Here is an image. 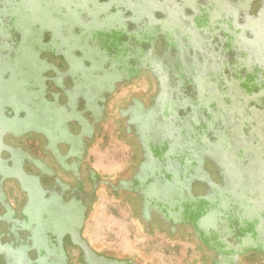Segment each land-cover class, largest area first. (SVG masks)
Returning <instances> with one entry per match:
<instances>
[{"label": "flooded vegetation", "instance_id": "obj_1", "mask_svg": "<svg viewBox=\"0 0 264 264\" xmlns=\"http://www.w3.org/2000/svg\"><path fill=\"white\" fill-rule=\"evenodd\" d=\"M75 1L54 17L73 15L67 23L81 24L72 28L79 37L92 18L115 27L125 20L137 33V24L148 33L157 26L159 35L143 49L149 39L139 34L146 43L137 44L134 32L109 67H75L61 55L41 72L23 68V99L0 94V264H139L85 236L105 193L117 199V214L128 206L150 247L172 248L179 264H264V178L240 159L238 134L223 127L239 111L240 87L226 92L213 80L221 67H239L242 43L264 38V0H105L97 14L94 0ZM24 3L0 0V84L24 46L11 20L30 11ZM212 94L219 104H204ZM97 146L110 152L112 174L96 168ZM232 211L245 226L260 220L257 236L225 226Z\"/></svg>", "mask_w": 264, "mask_h": 264}, {"label": "rangeland", "instance_id": "obj_2", "mask_svg": "<svg viewBox=\"0 0 264 264\" xmlns=\"http://www.w3.org/2000/svg\"><path fill=\"white\" fill-rule=\"evenodd\" d=\"M71 1L72 0H25L24 8H27L30 11L28 13H23V11L20 10L19 12L15 11L13 13L14 17L12 16L11 20L14 29L21 33L19 34V38H21L24 46L16 55L15 60H10L5 66L10 67L12 75L7 83L0 84V94L13 90L17 97L16 100L23 99L20 84L24 81L23 68L26 70L30 69V72H41L42 70H45L46 67H55L54 65H56L57 59H59L61 55H63L67 61L70 62V64H74L75 67H80L81 65L83 67H85V65L88 67L86 62L93 65L91 67H109V55L117 53L116 56H119V52L122 53V49H125L126 51L130 49V41L135 39L134 34H136L137 31L131 29L127 24H125V20L122 21V25L115 27L117 24H109L110 20H103L100 24L96 25V22H98L97 20H100V18H92L91 20H93V22L91 23V26H93V29L90 30L88 34L86 33L82 37H79V34L76 35L72 32V28L74 26H79L80 28L81 24H77L76 20L72 19L75 18L72 17L73 15L65 16V14L69 13L64 12V9L71 3ZM103 1L105 0H94V14H97V10H104V8H106L103 4H99ZM75 2H77V0ZM147 3V0H144L142 5L146 6ZM60 10H62L65 14L62 15V18L58 17L55 19L54 16H56V14L58 16L60 15ZM23 15H25V17L21 18ZM70 17H72L71 23H67ZM90 17H92L91 13ZM137 25L139 32L137 33L138 37H140L139 34H142L147 36V39H149L148 44L142 46L143 49H145L146 46L151 45L150 42L152 43V41L154 42V40H157V36L159 34L157 35L156 32L158 29L156 28L157 26H153L155 27L154 32L148 33L143 26L141 27L142 23ZM88 27L90 28L89 25ZM47 30H50L51 34H49L50 31H48V33ZM123 37L127 38L125 43L122 42L124 40H121ZM145 38L140 39V43L137 42V44L141 45L146 43ZM258 42L264 44V38L260 36L259 39H255L254 41L247 40L245 43H242L244 45L242 46V49L250 51L247 52L244 50V52H242L243 50H239L240 52H236L235 58L237 59V62L240 63L239 67L242 66L241 69L238 72H235V69L226 71L224 79L221 80V77H218L217 82L220 81L227 89L239 88L242 85L243 79L247 78L248 74L255 75L264 82V71H261L264 67L259 66L261 68H259V71L256 72L257 63L260 61L264 63V46H257L258 48L254 46L255 43L257 44ZM250 45L253 47H249ZM262 46L263 48H261ZM61 47L67 48V53H63L61 51ZM102 50H104V52ZM186 50L187 48L182 50V52L186 53ZM233 52L234 50L232 53ZM188 53H190V51ZM248 54H250V57ZM243 55L248 57L245 61H243ZM255 57H258L256 62L252 60V58L255 59ZM127 61H129V59H126V62ZM118 63L120 64L123 62ZM213 63L215 64V61ZM188 65L192 67V65L187 63L186 66L189 67ZM171 67L184 66H176V64L173 63ZM249 70L250 72H248ZM181 76L182 78L186 77L185 75ZM187 90L188 88H186V91ZM241 93V90L239 92L237 91V97L235 99H239L238 102H235L236 104L239 103V111L231 114L227 121H225L226 126H223L224 124L222 126L227 128L229 127V129L231 127L234 135H236V133L238 134V137L236 136L235 138L239 139L240 146L253 149L251 151V155L249 154L247 157L249 165L253 167L258 165L260 161L264 162V110L262 111L253 107L251 101H258L262 98L263 101L261 104H264V86L260 92H256L250 97V102L248 100L244 101L243 97H241ZM182 94H184V92ZM216 96V94H212L207 100L204 98V104L211 105L214 103L218 105L219 103L216 101L218 98ZM247 97L245 98L247 99ZM1 99L0 100L2 102L5 101L4 98ZM2 102L0 104L1 107ZM251 106L253 108L250 109ZM249 110H251L250 113ZM243 131L244 137L240 140V134ZM220 140V146H227L225 140ZM248 143H250L249 146H247ZM102 153L105 154L104 152ZM93 157L95 160L98 158L96 156ZM219 157L221 156L219 155ZM100 158L106 165H111L113 161V158L109 156ZM263 171L264 169L259 168L257 174L261 175ZM116 201L117 199L112 195L107 193L104 194L100 201V203H104L102 210L103 217L100 216L97 219H94V216L93 218L90 216L87 222L88 226L85 231V236L88 241L104 253L106 252L111 255H118L122 258L125 257L132 259L139 264H179L178 258L176 257L177 254H174V250L172 248H157V246L153 248L150 247L149 245H151L152 239L146 236L136 225V221L133 220L128 206H126L120 214H117L115 210L112 209L117 205ZM98 207H100V205L97 206V208ZM51 215L52 211L48 214V217ZM225 219L226 222H228L231 220V217L227 216ZM55 223L57 224L58 221ZM150 249L151 251H148ZM186 250L187 247L184 246V251Z\"/></svg>", "mask_w": 264, "mask_h": 264}, {"label": "trees", "instance_id": "obj_3", "mask_svg": "<svg viewBox=\"0 0 264 264\" xmlns=\"http://www.w3.org/2000/svg\"><path fill=\"white\" fill-rule=\"evenodd\" d=\"M144 37H146L145 35H144ZM147 38V37H146ZM140 39H142L141 37H140ZM139 41V39L137 40V42ZM131 42H134V40H131L130 41V43ZM244 50V49H243ZM243 56H246V55H243ZM117 57V56H116ZM117 59H118V57H117ZM227 68H229V67H221L220 69H219V72H218V74H217V76L215 77V78H213V80H216L217 81V79H218V77H221V80L222 79H224V74H225V72L226 71H228V70H234L235 69V72H238L240 69H241V67H230L229 69H227ZM259 68H261V67H256V72L257 71H259ZM261 71H264V69L263 70H261ZM248 72H250V71H248ZM207 73H210L209 72V70L207 71ZM263 74H264V72H263ZM258 75V74H257ZM260 75V74H259ZM218 83V86L220 87L219 89H221V90H223V91H226V92H230L231 90H234V89H237V88H231V89H227V88H225V85L224 84H222L220 81L219 82H217ZM221 83V84H220ZM263 86H264V82L262 81V80H260L259 79V77H257V76H255V75H250V74H248V76H247V78H245V79H243V81H242V85L240 86V88H239V90H243L244 91V95H248V96H250V95H253L254 94V91L253 90H255L256 91V89L258 90L259 88L260 89H262L263 88ZM259 87V88H258ZM223 91H221V92H223ZM244 95L243 96H241V97H243V99H244V101H245V97H244ZM251 101V100H250ZM258 101H260V102H258ZM258 101H251L252 103V106H254L255 108H257V109H259V110H264V104H261V102L263 101L262 100V98H260ZM226 103V105L225 106H227V105H230L231 106V108H233V106L230 104L231 103V101L229 102V101H227V102H225ZM263 105V106H262ZM221 106H224V105H220V107ZM221 107V112L223 111L222 109L223 108H226V107ZM253 108V107H252ZM251 109V108H250ZM250 111L251 110H249V113H250ZM238 112V111H237ZM243 128V127H242ZM244 132V131H243ZM242 132V133H243ZM242 133L240 134V136H242V137H244L243 135H242ZM256 133V132H255ZM257 134V133H256ZM243 149H247V148H243V147H239L238 148V150L239 151H242L240 154H239V156H240V159L241 160H245L246 159V157H244V153H245V151L246 150H243ZM249 150V149H248ZM246 161H247V159H246ZM247 164H248V161H247ZM246 164V165H247ZM244 165H241L240 167H241V171L243 172L244 171V169H245V167H243ZM262 166H264V162L262 161H260V163L258 164V165H256L255 167H262ZM246 174V173H245ZM247 175V174H246ZM256 176H259V177H261V180L260 181H262V179L264 178V174H258V175H256ZM227 216H229V217H231V220L230 221H228V223L226 222V225L225 226H228V227H230V228H232V229H236V235H238V237H241V236H243V235H248V234H252V235H255V236H257V234H258V232L260 231L259 230V228H258V226L261 224L260 222V220H253L254 221V223H250L249 225H244L246 222H243V219L239 216V214L238 213H236V212H229V214L227 215ZM226 216V217H227ZM264 220V217L262 218V221ZM260 221V222H259ZM236 223H237V225L238 226H235L236 225ZM249 223V222H248Z\"/></svg>", "mask_w": 264, "mask_h": 264}, {"label": "crops", "instance_id": "obj_4", "mask_svg": "<svg viewBox=\"0 0 264 264\" xmlns=\"http://www.w3.org/2000/svg\"><path fill=\"white\" fill-rule=\"evenodd\" d=\"M102 152H104V151H102L101 149H100V146L98 147H94V149H93V154H94V156H96V157H98L97 159H96V161H95V166H96V168L97 169H100L101 171H103L104 173H108V174H112V172L114 171V170H112V168L111 167H109L108 165H106L105 163H104V161H102L101 160V158L100 157H108V156H110V152H108V150H106V153L105 154H103ZM106 154H107V156H106ZM100 205V207H98V208H96L95 210H94V212L92 213V218H93V216H94V219L96 218H98V217H100V216H102L103 215V213H102V210H103V205H104V203L102 202V203H100L99 204ZM98 205V206H99ZM106 207V206H105ZM105 210H106V208H105ZM103 217V216H102ZM126 230V229H125Z\"/></svg>", "mask_w": 264, "mask_h": 264}]
</instances>
